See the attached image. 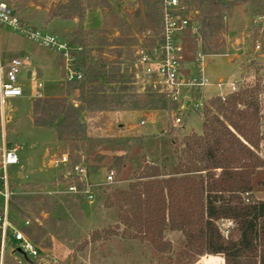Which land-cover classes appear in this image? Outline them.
<instances>
[{
	"label": "rangeland",
	"instance_id": "obj_1",
	"mask_svg": "<svg viewBox=\"0 0 264 264\" xmlns=\"http://www.w3.org/2000/svg\"><path fill=\"white\" fill-rule=\"evenodd\" d=\"M106 1L110 8L100 11L102 21L104 19L101 27L97 13L93 12L91 17L90 13L85 14L83 28L87 30L86 33L91 32V28L99 27L105 32L102 35L99 30H95L88 39H95L97 43L105 39L107 44L114 45L125 38H131L135 40L130 47L132 53L134 47L142 42L144 35L153 32L157 21L158 1ZM224 1L221 7L215 9V15H220L221 19L215 21V24L220 25L217 30L197 29L195 35L189 31L184 34V62L189 64L195 54L200 52L205 55L206 76L211 83L238 82L239 87L258 86L256 97L259 119L253 140L258 142L257 154L264 162V54L261 49L256 50L264 32L262 5L264 0L260 1V9L263 12L260 17L251 14L253 7L250 2L253 0ZM3 2L16 11L26 23L65 41L77 31L79 21L74 15L80 13L81 9L75 5L73 12L69 11L67 8L69 0H3ZM59 7L67 8L61 13L63 16L69 15L70 20H56L52 25H41L42 12L44 14L58 12ZM115 14L121 16L126 24L123 32L117 28L120 24L114 18ZM194 14L188 9L187 17L192 24L197 23ZM37 20L40 25L36 24ZM254 27L259 28L258 37L253 33ZM116 50L119 49L104 48L101 50L103 52L101 56L113 61L116 59ZM26 57L28 59L24 61ZM13 58L23 60V66L32 69L34 75L29 80L20 79L18 86L22 91V97L5 100L4 105L5 116L9 119L4 126L6 146L12 149L18 145L20 149L18 162L7 167L8 181L14 188L11 192L13 195L25 197H53L58 194L70 197L68 202L59 201L61 208L57 209L54 215L42 211L38 214L31 213L28 217H13L17 226L24 225L25 219L35 221L39 225L44 221H50L52 216L67 219L69 239L64 241L53 239L51 246L42 239L37 243L39 248L54 256L58 264H224L221 255L203 254L192 258L186 257L184 236L178 231L164 230L162 244L157 242L154 245L140 239L125 237L123 226L113 229L118 224L114 209L103 207L101 203L92 208L89 205L91 202L82 204L81 200L71 197V194H66L62 192L63 190H51V184L59 180L65 171H69L67 165L53 168L51 160L62 154L68 156L69 146L67 142L57 140L53 128L34 127L32 103L37 93L45 98H64L66 94L64 73L54 51L17 36L5 27H0V64L4 66ZM76 62L77 66H83L84 58L78 55ZM121 72L124 73L125 70L122 69ZM125 75L130 76L131 87L123 99L125 102L123 106L105 112H82L79 117L83 124L79 135L84 132V137L94 140L96 145L91 158H101L97 163L89 162L90 165L97 166V171L93 172V168L88 171V181L100 187L105 186V174L112 170L115 178L114 183L109 186L122 190L126 189L130 182L136 181L135 177L143 170L138 166L143 167L145 163L169 172L177 149L171 144L176 142L179 146L186 137L202 133L205 109H208L205 107L210 100L216 98L217 93L216 88H207L203 90L204 98L195 97L196 102H204L203 108L179 112L176 108H169V104L158 100L156 96H150L152 93L146 91L150 86L139 77L135 67L132 66ZM241 79L243 83H240ZM38 84H41L40 88L37 87ZM154 90L159 93L158 89ZM224 92L227 93L229 90L226 89ZM70 101L78 106L76 101L72 99ZM207 114L209 119L218 115L212 108H209ZM176 117L181 119L180 123L175 122ZM141 121L144 122L143 125L140 124ZM1 133L0 130V145ZM117 158L123 159L125 166L121 169L115 165ZM26 183L33 187L26 186ZM243 197L264 200V167L255 171L252 177V191ZM218 226L224 236H227L229 230L234 227L231 221H219ZM106 230L117 233L110 235L107 240L104 237ZM96 236H99L100 240L92 242ZM3 264H28L21 254L13 252L11 230H8Z\"/></svg>",
	"mask_w": 264,
	"mask_h": 264
},
{
	"label": "trees",
	"instance_id": "obj_2",
	"mask_svg": "<svg viewBox=\"0 0 264 264\" xmlns=\"http://www.w3.org/2000/svg\"><path fill=\"white\" fill-rule=\"evenodd\" d=\"M260 1L262 2H250L253 16H262ZM223 3L224 0H185L187 9L195 13V24L201 31L218 29L220 25L215 24V21L221 19L220 15H215V9ZM75 5L81 9L80 13L74 15L79 22L77 31L67 42L81 48L78 55L84 58V63L77 68L81 71L82 78L65 82L66 94L62 99H35L32 103V115L34 127L53 128L57 140L68 143L67 167L78 165L89 172L93 168V172H96L97 166L90 165L89 162L97 163L101 158H91L96 145L94 140L84 137V132L79 135L83 125L79 117L82 112H105L125 104L123 99L131 87L130 76L126 77L125 72L132 66L135 67L134 51H130L135 40L125 38L114 45L107 44L105 39L101 43H97L95 39L89 40L88 37H91L95 30L86 33L87 30L83 28L86 12L103 11L109 9L110 4L106 0H69L68 10L73 12ZM262 5L264 7V4ZM67 8L59 7L58 12L53 13L42 12L41 25L49 26L56 23V20H70L69 15L63 16L61 13ZM14 12L26 23L16 11ZM114 18L120 24L117 25L119 31L124 30L126 24L121 16L115 14ZM156 18L153 32L144 35L143 42L147 45H155L159 39V6ZM40 23L37 20L36 24ZM258 31L259 28H253L256 37ZM98 32L105 34L102 28ZM260 38L258 46L264 54V32ZM107 47L119 49L115 51V60L108 61L101 56V50ZM122 69L125 70L124 73L121 72ZM146 91L152 93L150 96L154 95L158 100L169 104V108L176 107L166 96L156 93L154 88L148 87ZM257 92L256 85L241 86L224 100L218 97L210 100L205 107L208 109H205L202 133L186 137L179 146L176 142L171 144L177 149L169 172L145 163L143 167L138 166L143 169L142 173L140 172L135 177L136 181L130 182L126 189L111 188L109 185L98 187L89 205L95 208L101 203L103 207L114 209L118 224L113 229L123 226L125 237L154 245L162 241L164 230L169 229L181 232L184 236V254L188 258L203 254L221 255L224 264H264V200L243 197L252 191V177L255 171L264 167V162L257 154L258 142L253 140L259 119ZM71 99L76 101L78 106L71 103ZM209 108L214 109L218 115L209 119ZM116 161L115 165L120 169L125 166L123 159L117 158ZM80 180L65 171L50 188L64 191L68 185L74 184L78 189H82L84 184ZM25 185L29 186V183ZM9 188L11 191L14 189L12 184H9ZM71 197L87 204L83 196ZM68 198L70 197L67 195L59 194L53 197H25L12 193L8 200L9 220L34 244L37 245L40 240L45 239L47 245L51 246L53 239H69L67 219L52 216L50 221H44L42 225L25 219L27 226H17L13 217H28L31 213L38 214L42 211L54 215L57 209L61 208L59 201L68 202ZM1 209L0 198V211ZM219 221L233 223L234 227L229 230L227 236L222 234L218 226ZM116 233L106 230L104 237L108 240L110 235ZM98 240L100 237L96 236L92 242ZM24 260L28 264H36L27 257H24Z\"/></svg>",
	"mask_w": 264,
	"mask_h": 264
},
{
	"label": "built area",
	"instance_id": "obj_3",
	"mask_svg": "<svg viewBox=\"0 0 264 264\" xmlns=\"http://www.w3.org/2000/svg\"><path fill=\"white\" fill-rule=\"evenodd\" d=\"M160 11V35L155 45H147L140 42L134 47L133 57L135 68L140 78L144 79L145 84L158 89L160 94L176 105V110L181 112L189 109L198 110L204 107V102H196L195 97H205L203 90L214 87L216 96L224 100L228 95L235 93L239 89L238 82L222 83L218 81L213 84L209 81L205 71V55L197 52L188 64L184 62L183 36L188 31L195 35L197 24H192L188 19V9L185 0H158ZM0 27H5L13 34L26 38L37 45L54 51L61 58V67L65 82L78 81L82 78L81 71L77 68L76 57L81 52V48L70 45L67 41L58 38L44 30L32 27L22 22L14 10L5 2L0 0ZM259 50V46H256ZM28 58H24L26 61ZM24 68L23 60L13 58L4 66L0 64V198L2 199V209L0 211V264L4 263L6 254V244L8 230H11V240L13 252L21 254L33 260L36 264H58V260L44 252L34 244L24 232L13 226L8 217V200L12 195L9 188L7 167L18 162L19 146L8 149L4 138V126L8 122L5 116V100L17 99L22 97V91L18 86L20 80L19 73ZM189 70V71H188ZM31 76V74H30ZM243 83V80H240ZM38 88L41 84L37 85ZM228 89L229 92H224ZM40 98V94H36ZM191 104L186 108V101ZM180 118L176 117L175 122L180 123ZM144 124L143 121L140 122ZM68 164V156L60 155L51 160L53 168H59ZM69 173L79 177L84 186L78 189L76 185L70 184L62 191L66 194L83 196L88 202H92L94 191L100 187L91 184L89 173L86 168L75 165L69 167ZM115 173L109 170L105 174L104 185L114 183ZM247 195V194H246ZM28 222H24L27 226Z\"/></svg>",
	"mask_w": 264,
	"mask_h": 264
},
{
	"label": "water",
	"instance_id": "obj_4",
	"mask_svg": "<svg viewBox=\"0 0 264 264\" xmlns=\"http://www.w3.org/2000/svg\"><path fill=\"white\" fill-rule=\"evenodd\" d=\"M239 68V67H237ZM30 74H31V69L29 68H23L20 73H19V78L24 79V80H29L30 79ZM191 104L190 100L186 101L185 107L187 108Z\"/></svg>",
	"mask_w": 264,
	"mask_h": 264
},
{
	"label": "crops",
	"instance_id": "obj_5",
	"mask_svg": "<svg viewBox=\"0 0 264 264\" xmlns=\"http://www.w3.org/2000/svg\"><path fill=\"white\" fill-rule=\"evenodd\" d=\"M100 11H101V10H92V11L87 12V14L90 13L89 16L91 17L93 12L97 13V14L99 15V17H100V27H101L103 21H102V16H101V13H102V12L100 13ZM91 19H92V18H90V20H91ZM88 22H89V21H88ZM84 23H85V22H84ZM84 23H83V24H84ZM88 24H90V23H88ZM100 27H99L98 29H92V28H91V30H99ZM89 28H90V27H89ZM57 56H58V55H57ZM58 58H59V56H58ZM59 61H60V64H62V62H61V58H59ZM33 75H34V73H33L32 69H31V76H30V78H32ZM40 98H45V97L41 96ZM46 98H47V97H46ZM51 98H54V97H51ZM17 99H18V98H17ZM35 99H37V97H36ZM35 99H34V100H35Z\"/></svg>",
	"mask_w": 264,
	"mask_h": 264
}]
</instances>
